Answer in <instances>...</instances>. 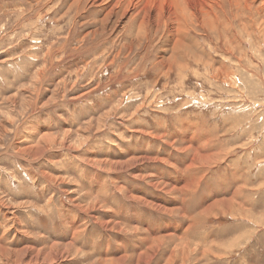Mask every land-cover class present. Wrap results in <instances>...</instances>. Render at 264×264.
I'll use <instances>...</instances> for the list:
<instances>
[{
    "label": "rangeland",
    "instance_id": "374dc122",
    "mask_svg": "<svg viewBox=\"0 0 264 264\" xmlns=\"http://www.w3.org/2000/svg\"><path fill=\"white\" fill-rule=\"evenodd\" d=\"M64 1L39 4L36 23L34 0H0V264H110L124 255L123 264H136L135 246L146 251L174 229L178 237L163 242L151 264H264V0H220L219 30L190 33L202 47L193 52L198 61L178 55L172 72L156 66L173 54L160 53L163 32L122 48L129 19L119 25L116 17L95 45H82L85 28L70 35L71 21L54 17ZM49 134L51 143L41 141ZM206 140L228 156L199 176L187 167L199 147L209 148ZM147 175L163 183L197 175L189 213L162 215L126 198L124 189L169 199L138 179ZM239 188L231 210L220 204L184 233L202 204ZM180 240L192 246L176 249ZM55 242L74 246L52 252ZM191 249H208L207 257Z\"/></svg>",
    "mask_w": 264,
    "mask_h": 264
},
{
    "label": "bare ground",
    "instance_id": "6f19581e",
    "mask_svg": "<svg viewBox=\"0 0 264 264\" xmlns=\"http://www.w3.org/2000/svg\"><path fill=\"white\" fill-rule=\"evenodd\" d=\"M34 1H35L34 3H36L38 5L34 6L33 3L29 2L28 6H30V8H31L30 9L31 15L35 14L34 18H36V23H39V20L42 18L41 17L42 13H44V11L39 10V4H41L45 0H34ZM229 1H237V3L238 2L243 3L242 0H229ZM250 1L254 2V0H250ZM255 1H257V0H255ZM24 5L25 4H23L22 7H24ZM62 5H63L62 9L55 12L54 17L56 19L59 17L61 19H63L65 17L69 21H71V23H69L72 25V27L69 30L70 35L76 31L77 26L84 27L85 28L84 32H86V34L82 37V40L84 41L82 45L86 44V41L93 42L92 44L95 45L96 43H94V42L98 39V37L101 38L104 34H106L110 30L111 27H109V26H110V24L113 23L114 18L116 19V17H117V24H119V25L122 24L123 22H125V20L129 19V21H128L129 23H128V27H127L129 29V31L125 34V40L126 41H125L123 47L118 45L117 41L114 42V44H117L118 46H120L122 48L132 49V48H134L135 45L140 46V44L149 35V33L151 31H153L154 34L158 33V34H155L156 37H159L160 36L159 34L161 32H163L162 39L160 38V40H158V41H161V43L159 42V45H160L159 48L161 49L160 53L165 51V49L170 48L173 54H171L172 56L168 60L162 59L161 61H157L156 66H159L161 68H163L164 66H169L170 71L173 68V62L175 60V57L178 55L181 56L182 60H187L188 62L198 61V58H197L198 56H196L193 52H194V50L195 51L202 50V47L197 43L195 36H194L195 38L192 37L193 35L191 37L189 36L190 33H193V34L197 33L196 31H199L198 28H200L204 32H207L206 34H209L208 33L209 31L214 30L218 26H220L217 23V18L219 16L216 18V15L214 14V9L216 10V8L220 7V0H74L73 2H71V0H66L62 3ZM242 5H244V4H242ZM221 6H222V4H221ZM240 8L243 9L242 7H240ZM249 8H250V5H249ZM96 9L97 10L99 9V12ZM82 10L84 12H82L80 14V12ZM94 10H96L97 13L95 16H92V19H89L87 21L84 20L85 22L74 21L75 15H79V17L82 19L84 17L85 13L94 12ZM52 12L53 11H50V12L48 11V14H51ZM239 13H241V12H239ZM91 15H92V13H91ZM252 15H253V12H252ZM225 16H226V14H225ZM226 23H227V25H225V28H231L232 27L231 24L229 23V21ZM220 24H221V22H220ZM252 24H253V22L248 24V26H251ZM211 34H213V33H211ZM69 42H70V38H68L65 41V44L68 45ZM118 42H119V40H118ZM154 42L155 41H151V43H154ZM187 42H190V44H188ZM150 47H151V45H150ZM168 51L170 52V50H168ZM160 53H156V60H157L158 54H160ZM120 54H117V56H119ZM115 58L117 60L118 57H115ZM158 60H159V58H158ZM187 61H186V63H187ZM14 63H15V61H14ZM181 68L186 69L185 66L180 67V69ZM176 69H178V66ZM191 69H194V67ZM223 70H224V68H223ZM225 74H227V73H225ZM230 75H231V73H230ZM42 138L43 139H41V141L45 142L48 140L47 143H51V141L53 139H55L53 136H51V134L45 135ZM204 143H205V141H204ZM206 143L208 144L207 140H206ZM184 145H185V143H184ZM201 145L202 144H200L199 146H201ZM208 145H209L208 146L209 148H207L206 144L199 147L200 154H196L195 156L193 155L194 153L192 154L194 156V161L191 162L192 164L191 163H190V165L188 164L189 167H187L188 170H194L195 172L198 171L197 174L199 176H200V174L205 173L206 168H208L209 166H212V164H217V163L225 160V158L228 156V151L226 153V152H222L221 150H219L220 151L219 153L218 152L215 153V151H214L215 146H213V144L211 146H210V144H208ZM187 146H190V145H187ZM225 146H227V145H225ZM227 148H229V147H227ZM219 149H220V147H219ZM182 150H184V146H183ZM186 150L183 151L184 154L186 153L185 152ZM187 152H188V150H187ZM187 157H189V155ZM190 159L192 160L193 158H190ZM141 160H144V159L141 158ZM187 161H188V159H187ZM109 163L111 164V167L116 166L112 162H109ZM134 163L137 164L138 162H134ZM117 165H118V167L116 170H119L121 164H117ZM190 177L191 178L189 180H186L185 182H183V180L179 181V179H177L176 177H171L172 179H170V180H172L171 182H173V183H170V182L169 183L168 182L163 183V180L161 179V177H156V176L153 178V177L147 175V176H142V177L138 178L140 180L147 181L149 183V185L155 189L154 192H156V191H159V193L165 192L169 196V199L167 198L168 200H166V201L163 199H160L159 194H155L154 197H150V195H147L145 192V193H142L143 194L142 196L137 195L138 196L137 197V196H134L133 194H131L130 193L131 191L128 189H124L122 193L125 194V197L128 198L130 201H137L140 204H142L143 206H146V207H148V208H150V209L154 210L155 212L160 213L162 215H177L179 211H181L183 213V215H187L189 213L187 206H186L187 198L190 197L192 194H194L195 190L197 189V184L201 180V179L196 178L197 175H195V176L193 175ZM243 186H247V185H243ZM243 188H241V189L239 188V190L234 191L233 196H230V198L220 199V200L215 199L216 201L213 200L215 202H213L212 204L210 203V204L206 205V207H205L206 203L202 204L203 207L201 208L200 213H198L196 216L197 221L193 217H190L191 223L189 225L183 227L185 230L184 233L188 234L189 231L191 230V228L192 229L194 228L196 223H198L203 218H205L204 216H210L213 214V212H216L219 209L218 206L220 204L223 205L221 207V208H224L223 213L227 209L231 210L233 208L232 205L234 202V198H239V196H240L239 192L243 191L244 190ZM231 197H233V198H231ZM241 205H239L237 214L243 216L244 215L243 214V208ZM113 222H114V220H113ZM103 225L104 224H102V226ZM108 227L110 229H119L121 231H125V233H126V231L130 232V229L127 230V228L124 229V228L120 227V224L118 222L108 224L107 228ZM135 227H134V230H132V232H134V234H137L138 237H141L138 235L139 233H141L140 228L139 227L135 228ZM170 228H173V227H170ZM74 229H75L73 232L74 234H72L73 238H75V236H77V234L79 233V230L77 227H75ZM143 233H145V231ZM164 233L166 234V236L161 238V239L154 240L152 246L150 245L149 248L147 247L146 251L144 250L143 252L140 253L141 247L139 245L142 243H140L138 246H135L136 248L134 249V251H135L134 259H136L135 260L136 264H151L152 260L154 259V257L158 253V249H160L161 244L163 242H166L167 239H171L173 241L174 235H177L176 237H178V235H179V233H177V231H175V229L171 232L165 231ZM179 239H180V237H179ZM68 241H70V240H68ZM71 246H74V245L72 243H69V244L67 243V245L66 244L59 245V243L55 242L51 246V251L53 252L57 248H63L64 250H68L69 248H71ZM188 246H192V245L185 240H180L179 242L174 244V247L176 249H182V248H185ZM198 246H200V245H196V247H198ZM206 246H209V245L207 244V245H205V247ZM210 248H208V249L211 250ZM0 249L4 250L3 247H0ZM73 249H75V248H73ZM120 249L122 250L121 247H120ZM208 249H205L203 251V253L199 249L197 250L198 252L195 251V249H191V252L192 253L195 252V254H194L195 258L198 257L199 253L203 254V257L206 258ZM20 252H28V249L15 251V253H20ZM58 252L59 251H56L55 254L58 255ZM196 252H197V254H196ZM48 255H49V253H48ZM125 257L126 256L124 255V257L119 258L117 260H112L113 258L112 259L110 258L111 259V261L109 260L110 264H123L125 262V259H126ZM58 259H60V258H58ZM170 263H171V260L168 259L167 263H165V264H170Z\"/></svg>",
    "mask_w": 264,
    "mask_h": 264
},
{
    "label": "crops",
    "instance_id": "0c3cea01",
    "mask_svg": "<svg viewBox=\"0 0 264 264\" xmlns=\"http://www.w3.org/2000/svg\"><path fill=\"white\" fill-rule=\"evenodd\" d=\"M164 222H166V219H165V217H164ZM173 225V224H172ZM174 226H177L178 227V225H174Z\"/></svg>",
    "mask_w": 264,
    "mask_h": 264
}]
</instances>
